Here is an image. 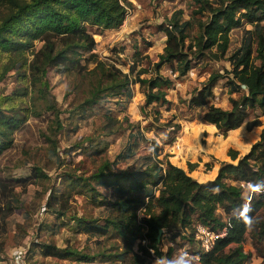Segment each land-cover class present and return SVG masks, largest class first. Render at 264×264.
I'll list each match as a JSON object with an SVG mask.
<instances>
[{
	"label": "trees",
	"instance_id": "16d2710c",
	"mask_svg": "<svg viewBox=\"0 0 264 264\" xmlns=\"http://www.w3.org/2000/svg\"><path fill=\"white\" fill-rule=\"evenodd\" d=\"M189 2L192 9L189 19L185 20L184 12L178 10L158 27L167 38L158 61H150L152 67L150 64L148 69L140 70L133 63L130 72L124 74L119 69L110 70L99 60L95 53L98 43L87 27L97 28L101 35L121 27L132 5L127 0H0V82L13 71L22 72L21 76L29 82L23 92L0 99V158L13 148L14 132L24 121L9 114L15 115L17 104L28 103L29 116L39 115V108L44 106V111L54 117L47 138L51 143L48 152L56 162H61L56 140L63 128L61 114L50 102L45 82L48 71L53 68L77 69L81 75L92 77L86 106L107 102L110 97H123L118 103L126 106L133 99L132 86L139 85L145 96L141 110L145 111L151 106L170 104L168 95L174 81L162 73L164 66H168L179 81L188 75L196 61H226L232 70L211 74L202 90L193 91L187 102L188 109H200L198 119L214 125L224 137L241 128L251 111L261 109L264 116V0ZM237 30L242 32V40L233 48L232 33ZM37 41L42 47L29 52ZM85 59L95 65L93 70L82 67L80 62ZM223 79L228 80L229 109L209 104L215 85ZM235 94L240 97L234 99ZM106 120L103 131L109 136L118 130L120 120L111 116ZM261 126L258 116L246 123L248 132ZM172 127L176 132L181 129L178 124ZM138 137H143L141 132ZM174 139L171 138L170 144ZM136 144L137 141L133 145ZM148 144L151 152L137 159L134 169L113 172L118 161L134 157L131 145L125 155L105 162L92 176L98 182L92 190L98 194L96 203L108 206L111 211L103 219L104 224L99 220H82L88 222L86 235L100 241L112 230L125 243L122 251H105L103 256L116 259L120 264H153L151 251L163 258L164 234L179 231L172 236L173 240L182 237L180 231L193 230L184 237L194 239L196 227L201 225L216 232L227 228L226 236L215 248L202 255L201 264H248L253 256L245 249L248 241L257 256L264 259V130L249 154L241 159L239 152L230 150L229 157L238 163L222 162L217 178L207 183H200L191 176L197 165L189 164L188 172L173 165L168 155L161 159L164 149L156 140ZM43 177L48 178L41 168L35 167L28 178H0V261L5 253L3 240L8 221L23 206L16 189H28ZM97 187L113 189L112 198H105ZM248 188L253 193L245 198ZM64 197L54 190L46 211L66 216L68 201ZM97 199H106V202ZM161 230L163 234L159 239ZM43 247L46 257H79L76 264L89 263L97 257L70 248L61 250L47 244ZM184 249L195 252V245ZM171 252L172 248L168 257ZM15 255L20 264H24V254Z\"/></svg>",
	"mask_w": 264,
	"mask_h": 264
},
{
	"label": "rangeland",
	"instance_id": "374dc122",
	"mask_svg": "<svg viewBox=\"0 0 264 264\" xmlns=\"http://www.w3.org/2000/svg\"><path fill=\"white\" fill-rule=\"evenodd\" d=\"M127 1L132 5L128 8L124 24L118 29L107 30L101 35V31L97 28L87 27L98 43L95 53L99 60L110 70L119 69L124 74L130 72L133 63L136 64L137 70L148 69L150 64L152 67L151 62L158 61V56L163 53L167 40L166 35L158 31V27L165 24L166 19H170L178 10L184 12V19L187 20L192 10L189 0ZM241 40L242 32L234 31L232 47H238ZM41 47L42 43L37 41L29 52L38 51ZM87 57L86 55L85 58ZM80 63L89 70L95 68V65L87 63L86 59ZM76 70L53 68L48 71L45 80L48 86V98L61 114L60 122L63 128L56 138L61 162H56L48 152L51 143L47 138L50 135L51 122L54 120L51 112L44 111L45 107L41 106L39 115L29 116L27 114L29 105L25 103L17 104L15 115L7 113L24 121L14 132L13 148L0 158V178H28L34 173L35 167L41 168L48 178L43 177L28 189L24 190L20 187L16 189L23 206L8 221L7 234L3 240L5 253L0 264H20L15 255L18 252L24 254L26 258L24 264H76L79 258L77 256L70 259L54 255L46 257L44 244L61 250L70 248L97 256L89 263L83 261L81 264H120L116 259L103 256V252L122 251L124 241L112 230L100 241L98 238L90 239L85 232L88 222L82 221L99 220L100 224H104L103 219L111 211L108 206L96 203L98 194L92 191L98 183L92 179V176L102 164L115 161L120 154L125 155L132 145L134 157L121 159L113 168V172L117 173L130 171L138 165L137 159L151 152L149 141L156 140L164 149L161 159L168 155L172 164L187 162L185 165L187 171L189 164L196 162L192 159L191 162L188 161L187 150L190 156V150L194 148L199 151L204 150L203 153L211 147L210 154L213 155V160H216L215 166L220 170L222 162L230 163V150L239 152L241 159L249 154L264 130L263 112L257 109L254 113L250 110L246 121L249 122L258 116L262 122L261 127L248 132L245 129L246 122L242 130L229 132L225 138L218 131L212 137L209 131L202 128L203 123L198 119L201 110L188 109L187 102L191 99L193 91L197 88L202 90L211 74L217 72L223 74L225 70H232L226 61H196L188 75L179 81H176L175 75L168 66H164L162 73L174 81L168 95L170 104L162 107L151 106L145 111L141 110V107L145 106V96L141 93L139 85L132 86L133 99L126 106L118 103L124 100L123 97L118 99L110 97L107 102L86 106L93 79L91 76L81 75ZM23 72L25 74V70ZM21 75L22 72L13 71L0 82V99L3 96L23 92L29 86L28 80ZM227 82V79H223L215 85L212 95L209 96L210 105L223 109L230 108ZM232 97L237 99L240 95L235 94ZM108 116L120 120L118 130L109 136L103 131ZM151 122L153 126L148 125ZM175 124L181 126L177 132L172 127ZM163 125L167 126L163 127ZM139 132L143 137H138ZM172 137H175V141L170 144ZM135 141L137 144L133 145ZM225 144L226 153L219 155L220 149ZM237 163L238 161L233 164ZM193 165L199 168L197 167L191 174L196 175L197 178L201 176L200 179H203L210 165L209 167L197 163ZM97 188L103 196H106L105 198H112L113 189ZM54 190H57L59 195L64 194V200L68 201L65 206L67 215L64 217L46 211L47 201ZM252 193L248 188L244 194L245 198H250ZM97 200L106 202V199ZM191 232L193 230L180 231L182 237L173 240L172 236L179 234V231L174 234H164L161 247L164 251L163 255L171 259L184 248H194L195 240L184 237ZM170 248L172 252L168 257ZM245 249L253 254L248 264H264V259L257 256L251 241L246 243Z\"/></svg>",
	"mask_w": 264,
	"mask_h": 264
},
{
	"label": "built area",
	"instance_id": "2783aa9c",
	"mask_svg": "<svg viewBox=\"0 0 264 264\" xmlns=\"http://www.w3.org/2000/svg\"><path fill=\"white\" fill-rule=\"evenodd\" d=\"M226 234H227V228H224L221 232H216L207 227L198 225L196 227V231L194 235L195 252H191L188 249H183L181 251H178L177 254L173 255V258L171 257V259H167L166 255L165 256L163 255V258L156 257L155 252L151 251L154 257L153 264H167L168 261L175 260L179 258L181 255H184L185 253L195 257L193 264H201L202 255L211 252L215 248L217 242L220 239H223L226 236Z\"/></svg>",
	"mask_w": 264,
	"mask_h": 264
},
{
	"label": "crops",
	"instance_id": "0c3cea01",
	"mask_svg": "<svg viewBox=\"0 0 264 264\" xmlns=\"http://www.w3.org/2000/svg\"><path fill=\"white\" fill-rule=\"evenodd\" d=\"M243 127L244 126H242L241 128H239V129H237L235 131H231V132H236V131L242 130ZM202 128L206 129V131H209V133H211L210 135H212V137L216 135L217 129H216V127L214 125L204 124L203 123L202 124ZM200 129H201V127H200ZM255 129H257V128H255ZM187 151L188 152H186V155H187L186 157H187V159H189L188 160L189 162H191V159H192V161L193 160L196 161L195 163H197L198 165L204 164V166H207V167H208V165H210V167L208 168V171L206 172V170H205L206 173H205V176H203L204 177L203 179H200L201 176L199 178H197L196 175L193 176V174H191V176L194 179H196L198 182H200V183H206V182H209V181H213L217 177V175L219 173V167L218 166H215V164H214V162L216 160L215 159L213 160V158H212L213 155L210 154L212 152L211 147L207 148V150H205V152H203V153H202V151H204V150L199 151L198 149L194 148V149L190 150V156H189V150H187ZM226 151H227V147H226V144H225L220 149L219 155H224L226 153ZM188 157H190V158H188ZM229 162L230 163H235L232 160H229ZM195 163H193V164H195ZM173 164L176 165V166H178V167H180V168H182V169H184V170H186V166L185 165L187 164V162L186 163H183L184 165L181 164V163H179V164L173 163ZM197 167L199 168V166H197Z\"/></svg>",
	"mask_w": 264,
	"mask_h": 264
},
{
	"label": "clouds",
	"instance_id": "9594fccd",
	"mask_svg": "<svg viewBox=\"0 0 264 264\" xmlns=\"http://www.w3.org/2000/svg\"><path fill=\"white\" fill-rule=\"evenodd\" d=\"M195 260L194 256H190L187 253L184 255H181L179 258L175 260H170L167 262V264H193V261Z\"/></svg>",
	"mask_w": 264,
	"mask_h": 264
},
{
	"label": "water",
	"instance_id": "95a60500",
	"mask_svg": "<svg viewBox=\"0 0 264 264\" xmlns=\"http://www.w3.org/2000/svg\"><path fill=\"white\" fill-rule=\"evenodd\" d=\"M162 234H163V231L161 230L160 235H159V239L161 238Z\"/></svg>",
	"mask_w": 264,
	"mask_h": 264
}]
</instances>
